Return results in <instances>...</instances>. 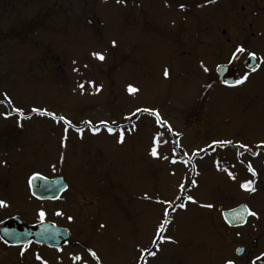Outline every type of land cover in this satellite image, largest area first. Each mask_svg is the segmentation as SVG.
<instances>
[{"label":"rangeland","instance_id":"1","mask_svg":"<svg viewBox=\"0 0 264 264\" xmlns=\"http://www.w3.org/2000/svg\"><path fill=\"white\" fill-rule=\"evenodd\" d=\"M130 3L0 0V177L9 171L14 188L0 217L17 210L33 220L42 210L70 226L74 242H92L103 264H225L230 235L244 228L229 232L218 206L230 208L252 192L240 189L249 177L238 159L263 165L264 50H252L260 66L244 84L209 86L200 67L176 58L171 36L157 33L149 12ZM198 100L204 110L189 118ZM101 123H124L123 143L116 130L94 136L90 126ZM154 138H162L155 157ZM221 157L236 164L234 180L213 167ZM59 171L73 189L58 202L33 199L27 176ZM256 193L253 210L264 205L260 187ZM80 205L99 212L91 241ZM69 246L64 253L83 250Z\"/></svg>","mask_w":264,"mask_h":264},{"label":"flooded vegetation","instance_id":"2","mask_svg":"<svg viewBox=\"0 0 264 264\" xmlns=\"http://www.w3.org/2000/svg\"><path fill=\"white\" fill-rule=\"evenodd\" d=\"M123 1L130 2V0ZM131 3L135 4L139 12H149L151 15L150 21L154 24L157 33L164 34L166 37L171 36L168 42L171 43L177 51L176 58L182 61L183 66L196 64L200 67L205 73L207 82H215L228 86L225 82L219 80L216 72L217 66L220 64L232 63L235 70H238L239 78L237 81L243 80V82L236 83L234 86L247 82L250 74L260 66L258 56L255 54V57H252L249 56L248 53H254L252 50L255 48L260 51L264 50V0H131ZM181 4L184 5L183 8L180 7ZM186 34L188 37L192 38L191 40L193 42L190 44H188V41H184L186 39L184 37ZM185 45L187 46L184 47ZM238 47H243L245 51L236 52ZM225 49L228 50L227 56L222 55L223 50ZM211 52L214 53L212 60L208 59L207 56ZM234 53L235 55H233ZM235 56L236 58L233 62ZM254 63H257V65L253 69L248 68L249 65ZM205 68L207 71L204 70ZM187 74L193 75L194 71H187ZM245 75L247 76V79H243ZM109 128L111 127L107 123L90 126V129H93L95 132H92L93 135L98 133L102 134L103 130H108ZM116 128L118 139L119 133L123 131L124 128L121 126H116ZM111 129L114 130L115 128L113 127ZM153 135H156V133ZM198 157L199 156L197 155L196 158ZM200 157L202 158L203 155ZM226 158L228 157L226 156ZM220 160L227 163L230 162L229 167L231 170H226L225 172L227 174L231 173V176H228L229 174L226 176L234 180L232 169L236 167V164L233 163L232 160L218 158L213 161V167L215 169L216 163ZM262 161L263 165L256 169L251 163H248L251 162V160L246 161L238 159L237 161L239 164L246 163L244 171L249 177L246 181L242 180L241 184L252 181V187L255 191L248 192L247 196L241 198L242 201L227 209H233L242 203H247L250 210L256 212L257 216L253 217L249 215L246 223L242 226H230L224 220L229 232L237 228H244L243 233L236 236L230 235L232 238L230 241L232 242L233 254L230 257H227V259H233L235 264H264V205L256 210H253L250 206V201L254 198L251 197V195H258V193H256L258 187H260L261 192L264 193V187H262V182H264V158ZM249 164H251L252 169L255 171V175L249 171ZM195 172L198 173L197 170H194L193 173ZM34 174H36V172L27 176V185L31 196L36 201L58 202L73 189V184H71L72 181L67 179L61 171L50 176L40 173L42 176L48 178L63 176L68 184V188L57 200L39 199L31 192L30 179ZM103 180L105 179L102 178V181ZM10 182L11 175L9 171H7L6 174L0 177V200L4 201L6 205L9 196H12L14 191V188L10 186ZM240 189L246 191L241 187ZM82 198L84 199L86 197L83 196ZM77 200L80 199L78 198ZM77 200L72 201V205L75 204V202L77 203ZM221 207L223 206H218L221 213H223ZM3 208L5 207H0V209ZM80 208L84 209L88 215L87 218L84 219V221L87 222L85 228L87 229L89 223L92 225V228L90 229L92 230L90 233V239L88 240L91 241L95 231L94 225L99 212L97 210L95 214H93L92 209H87L84 206H81ZM36 211L37 218L33 220L25 219L23 213L17 210L5 218L0 217V229L6 221L13 217H20L28 225L41 223L38 215L41 210ZM44 221L53 222L57 225L68 228L72 234V238L63 246L54 247L44 242H36L35 240H29L22 244H12L3 238L0 233V264H75L76 260L73 258L77 255L83 257L84 259L81 261H87L88 264H103L99 263L97 258H93L89 254L90 251H93L91 246L92 242H74V233L70 226L46 218H44L42 222ZM71 244H74L75 247H81L85 251L78 249L69 250L67 253H64L63 249ZM237 249L240 251H237ZM37 256L41 259L38 260L36 258ZM257 257H260V259L257 260ZM82 264L84 263L82 262Z\"/></svg>","mask_w":264,"mask_h":264},{"label":"water","instance_id":"3","mask_svg":"<svg viewBox=\"0 0 264 264\" xmlns=\"http://www.w3.org/2000/svg\"><path fill=\"white\" fill-rule=\"evenodd\" d=\"M88 22L93 23L91 19H88ZM231 67V65H221L218 67V74L220 80L234 84L238 77V72L231 70ZM30 185L32 194L42 200H57L68 188L63 176L47 178L40 174H35L31 177ZM245 209L249 210L246 204H242L235 209L224 211V218L231 226L244 225L248 217ZM0 233L3 238L12 244H22L29 240H35L50 246L60 247L71 239V233L66 227L49 221L28 225L20 217H13L6 221L1 226Z\"/></svg>","mask_w":264,"mask_h":264},{"label":"snow or ice","instance_id":"4","mask_svg":"<svg viewBox=\"0 0 264 264\" xmlns=\"http://www.w3.org/2000/svg\"><path fill=\"white\" fill-rule=\"evenodd\" d=\"M117 2H123V0H117ZM180 7L183 8L184 5L181 4ZM244 51H245V49H244L243 47H238V48L236 49V52H244ZM248 54H249V56L255 57V53H251V52H250V53H248ZM233 55H235V53H234ZM93 56H94L95 58L99 59V60H103V59H104L103 54L98 53V52L93 53ZM204 70L207 71L206 68H205ZM164 74H165V76H167V74H168V73H167V70H165V73H164ZM243 79H247V76L245 75V77H244ZM242 82H243V80H241V81H237L236 83H242ZM81 87H82V86H81ZM128 91L131 93V92L136 91V89L133 88L131 85H129V86H128ZM5 99H7V96H6V95H5ZM14 111L19 112L20 109H14ZM32 111H33V112H36V111H38V110L35 109V108H33ZM139 111H149V109H143V110H142V109H139V108H138V109H137V112H139ZM41 114H45V113H41ZM47 115H50V116H51L52 113H47ZM157 117H158V114H157ZM60 119L63 120L64 118L61 117ZM65 123H68V122L65 121ZM112 131H113V130H112L111 128L108 129V132H109V133H111ZM123 137H124V133H123V132L119 133V138H118V141H117V142H118V143H123ZM157 140H158V138H154V139H153V145H155V144L157 143ZM217 143H231V141H218ZM240 147H241V148H246L247 146L241 144ZM151 155L154 156V157L158 155V152H157L156 147H152V149H151ZM248 169H249V171H251V172L253 173V175L256 174L255 171L252 169L251 164L248 165ZM228 174H229V176L232 175L231 173H228ZM180 187L183 188V185H180ZM240 187H241L242 189L246 190V191H255V189L252 187V181H248V182H246V183H243V184L240 185ZM188 199H189L190 201H192L193 203H195V200L193 199V197L189 196ZM161 203H163V202H161ZM203 206H204V207H208V208H211V207H212L211 204H207V205H203ZM0 207H7V205L5 204L4 201L0 200ZM179 207L183 208V207H185V205H184V204H180ZM245 211H247L248 215H250V216H253V217L257 216V213L254 212V211H251V210H248V209H245ZM163 214L166 216V215H167V210H165V212H164ZM38 215H39V218H40V220H41V222H42L43 219H44V217H45V213H44V211L41 210V211L38 213ZM57 215H61V213H57ZM68 219L71 220L72 217L69 216ZM165 222H166V221H165ZM101 227H103V225H102ZM160 229H161V230L163 229V224L160 226ZM168 239H170V238H168ZM237 251H240V250L237 249ZM89 254H90L93 258H97V257H96V253H95L94 251H90ZM150 255H155V253H154V252H153V253H150ZM36 258H37L38 260L41 259L39 256H37ZM73 259H75L76 261H81V260H83L84 258L81 257V256H79V255H77V256H75ZM259 259H260V257H257V260H259ZM225 264H235V261H234L233 259H227V260H225Z\"/></svg>","mask_w":264,"mask_h":264},{"label":"trees","instance_id":"5","mask_svg":"<svg viewBox=\"0 0 264 264\" xmlns=\"http://www.w3.org/2000/svg\"><path fill=\"white\" fill-rule=\"evenodd\" d=\"M202 105H203V103H202V101L200 100L199 102H198V104H195V106H194V112L195 113H191L190 114V118H191V116H193V115H195V119H196V117H197V115L199 114V112H200V109H201V107H202ZM158 140H162V138H158ZM195 174L196 173H194V175H193V177L191 178V184H193L194 183V179H195ZM187 189V187H185V188H183V190L185 191ZM181 198H182V196H181ZM179 201H182V199H180ZM168 218H167V220H166V222H164V226H163V229L161 230V233H164L165 232V229H166V226L168 225ZM161 239H162V237H160ZM157 245H158V243L156 244V247H157Z\"/></svg>","mask_w":264,"mask_h":264}]
</instances>
